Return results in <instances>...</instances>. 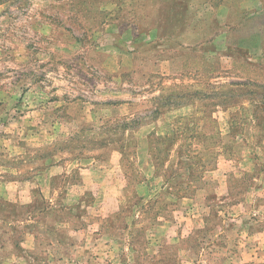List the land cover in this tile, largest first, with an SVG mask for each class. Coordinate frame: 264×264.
Returning <instances> with one entry per match:
<instances>
[{"label": "rangeland", "instance_id": "obj_1", "mask_svg": "<svg viewBox=\"0 0 264 264\" xmlns=\"http://www.w3.org/2000/svg\"><path fill=\"white\" fill-rule=\"evenodd\" d=\"M0 264H264V0H0Z\"/></svg>", "mask_w": 264, "mask_h": 264}, {"label": "crops", "instance_id": "obj_2", "mask_svg": "<svg viewBox=\"0 0 264 264\" xmlns=\"http://www.w3.org/2000/svg\"><path fill=\"white\" fill-rule=\"evenodd\" d=\"M55 167H51V169H54ZM95 184V181L94 182H91V185H94ZM97 184H95L96 186ZM88 190V189H87Z\"/></svg>", "mask_w": 264, "mask_h": 264}]
</instances>
